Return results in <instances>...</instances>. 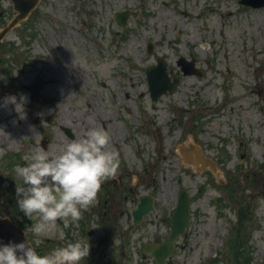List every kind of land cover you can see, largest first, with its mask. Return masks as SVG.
<instances>
[{"label": "rangeland", "instance_id": "374dc122", "mask_svg": "<svg viewBox=\"0 0 264 264\" xmlns=\"http://www.w3.org/2000/svg\"><path fill=\"white\" fill-rule=\"evenodd\" d=\"M124 10L138 12L127 32L113 19ZM16 15L0 0V31ZM181 57L201 75L185 76ZM159 58L180 87L153 103L146 70ZM239 91L250 95L244 104L234 99ZM93 128L110 134L117 178L103 183L78 222L58 220L36 235L38 217L17 207V166L37 151L55 156ZM190 142L219 176L182 163L177 148ZM182 189L192 196V220L167 264H236L240 241L252 264H264V8L240 0H43L0 42V216L22 226L41 256L68 243L94 245L107 231L126 251L98 252V264H154L142 245L170 232ZM146 194L156 198L154 211L136 225L132 212ZM246 202L250 212L236 229Z\"/></svg>", "mask_w": 264, "mask_h": 264}, {"label": "clouds", "instance_id": "9594fccd", "mask_svg": "<svg viewBox=\"0 0 264 264\" xmlns=\"http://www.w3.org/2000/svg\"><path fill=\"white\" fill-rule=\"evenodd\" d=\"M110 142L107 131L93 128L55 156L45 151L24 156L27 166L15 170L23 182L16 188L17 207L29 219L38 217L32 229L36 235L58 220L65 226L78 222L82 210L95 204L103 183L117 178L119 157L109 149ZM89 255V243H68L43 256L26 241L0 243V264H79Z\"/></svg>", "mask_w": 264, "mask_h": 264}, {"label": "water", "instance_id": "95a60500", "mask_svg": "<svg viewBox=\"0 0 264 264\" xmlns=\"http://www.w3.org/2000/svg\"><path fill=\"white\" fill-rule=\"evenodd\" d=\"M16 4V9L22 13L17 19H15L11 26L1 32L0 38L2 39L6 33H8L16 24L25 19L30 12L35 8L38 4V0H13ZM244 3H251L252 5H257L259 7L264 6V2H259L257 4H253L252 0H245ZM130 12L126 11L123 13H117L115 15L116 20L119 21L120 25L124 28L128 23V17ZM134 16L136 15L133 14ZM150 50L149 52H151ZM147 75H149L150 86L153 92L154 100H157V96L161 95L163 90H169L171 93L178 86V80L175 79L174 83H170L167 74V66L162 61H159V65L157 67H152L148 69ZM179 202L177 206V211L172 218V233L167 239H165L161 247L155 249L153 251L154 256L159 264L163 263L165 259L168 258L169 255H172L175 241L178 239L180 235H183L186 232V228L189 225V212H190V198L188 193L181 192L179 196ZM154 199L150 196H145L141 199V204L138 207V210L135 211V221L141 222L142 218L145 214H148L152 210ZM14 231H18V229L12 225L8 220H3L0 218V243H8L9 241H14L19 243V240H24V237L21 235L14 234ZM19 236V237H18ZM19 239V240H18Z\"/></svg>", "mask_w": 264, "mask_h": 264}, {"label": "bare ground", "instance_id": "6f19581e", "mask_svg": "<svg viewBox=\"0 0 264 264\" xmlns=\"http://www.w3.org/2000/svg\"><path fill=\"white\" fill-rule=\"evenodd\" d=\"M235 97H247V94L246 93H242V92H237V93H235ZM63 112L66 115V117H69L70 119L72 117L75 118V116H72V113L67 108L64 109Z\"/></svg>", "mask_w": 264, "mask_h": 264}]
</instances>
